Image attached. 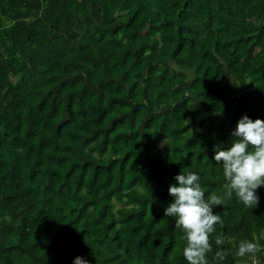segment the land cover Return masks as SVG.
<instances>
[{"label":"trees","instance_id":"1","mask_svg":"<svg viewBox=\"0 0 264 264\" xmlns=\"http://www.w3.org/2000/svg\"><path fill=\"white\" fill-rule=\"evenodd\" d=\"M244 115L264 120V0H0V264H188L168 188L223 195L214 148ZM256 192L213 209L208 264H264Z\"/></svg>","mask_w":264,"mask_h":264},{"label":"clouds","instance_id":"2","mask_svg":"<svg viewBox=\"0 0 264 264\" xmlns=\"http://www.w3.org/2000/svg\"><path fill=\"white\" fill-rule=\"evenodd\" d=\"M234 138L228 150H221V146L214 148V160L222 162L223 195L215 192L205 195L201 187L200 176L192 171L175 176V184L168 188L173 202L165 209L166 217H175L177 227L181 228L186 240L183 248V257L188 264H208L207 256L213 252L210 234L215 231V225L222 224L220 214H214L216 206L224 204L225 200L232 199L233 195L246 208L258 206L259 196L256 190L264 187V120L253 121L244 115L238 122L236 129L231 133ZM225 239L216 236L215 244L222 246ZM259 242L241 240L237 255H246L261 250ZM227 252L219 249L215 251L214 259L222 262ZM73 264H87L82 257H76Z\"/></svg>","mask_w":264,"mask_h":264}]
</instances>
